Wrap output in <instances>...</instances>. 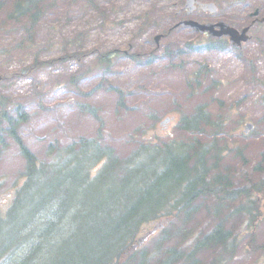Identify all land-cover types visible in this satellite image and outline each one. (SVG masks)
<instances>
[{
	"label": "rangeland",
	"instance_id": "1",
	"mask_svg": "<svg viewBox=\"0 0 264 264\" xmlns=\"http://www.w3.org/2000/svg\"><path fill=\"white\" fill-rule=\"evenodd\" d=\"M213 2L218 13L212 20L222 19L238 29L247 25L252 2L264 4L259 0ZM183 4L184 0H43L29 33V18L14 19L9 15V0H1V210L9 202L13 183L23 181L22 160L7 136L10 123L20 115L17 109L24 121L16 126V134L43 158L45 143L65 144L79 135L94 136L97 124L86 113L89 107L103 118L106 140L122 151L129 135L148 141L179 136L175 126L181 114L206 102L213 121L223 126L218 131L207 128V133L220 135L217 141L224 150L242 148L247 158L243 166L233 150L227 154L234 188L254 186L262 177L252 169L257 163L264 169V26H254L249 42L239 51L224 45L220 51L171 54L169 61L181 66L172 71L166 67L168 60L161 58L165 49L173 51L187 43L202 47L208 41L189 29L168 32ZM145 14L149 19L143 23ZM191 18L203 19L198 14ZM156 34L163 35L159 47L153 41ZM202 65L207 71L200 82L186 84L187 77ZM166 119L168 123L162 124ZM247 122L255 128L244 136ZM180 137L195 138L186 132ZM206 201L200 203L202 230L214 221L206 211L214 201ZM239 207L235 200L225 209L229 214L224 224L238 240L234 256L225 264H264V249L253 251L247 246L249 219ZM260 207L264 210L261 203ZM255 241L264 245V215L255 228ZM220 255L224 257L220 250L203 253L199 264H217Z\"/></svg>",
	"mask_w": 264,
	"mask_h": 264
},
{
	"label": "trees",
	"instance_id": "2",
	"mask_svg": "<svg viewBox=\"0 0 264 264\" xmlns=\"http://www.w3.org/2000/svg\"><path fill=\"white\" fill-rule=\"evenodd\" d=\"M9 2L14 19L29 16L31 33L43 0ZM201 124L209 126L198 106L179 128L196 136L207 132ZM15 139L24 182L0 213V264H199L201 254L216 250L224 256L217 264H225L237 246L224 224L228 214L220 213L208 231L190 224L195 203L211 197L220 203L247 201L238 209L249 216L247 245L264 248L254 242L264 213L251 189H231L215 135L211 144L198 138L141 142L126 156L96 139L79 138L48 144L47 161ZM237 154L243 157L238 149ZM163 220L166 225L152 240L130 250L148 226Z\"/></svg>",
	"mask_w": 264,
	"mask_h": 264
},
{
	"label": "water",
	"instance_id": "3",
	"mask_svg": "<svg viewBox=\"0 0 264 264\" xmlns=\"http://www.w3.org/2000/svg\"><path fill=\"white\" fill-rule=\"evenodd\" d=\"M193 3V0H189L187 1V4H186V8H188V13L191 12L192 10V5ZM203 10H209L211 13H214L215 12V7L210 4V5H207V6H203L201 7ZM178 25L180 26H185V27H192L193 29L199 31L200 33H203L204 31H207L210 35L214 36V35H217V36H221L222 34H226L228 33L230 36H231V42L235 45L238 44V42L242 39V40H246V38H243V37H238L236 36L235 34V31L233 30H230L228 29L225 25L223 24H219V28H220V33H216L215 31H213L214 29V26H211V25H201L197 22H193V21H190V20H186V21H181Z\"/></svg>",
	"mask_w": 264,
	"mask_h": 264
},
{
	"label": "flooded vegetation",
	"instance_id": "4",
	"mask_svg": "<svg viewBox=\"0 0 264 264\" xmlns=\"http://www.w3.org/2000/svg\"><path fill=\"white\" fill-rule=\"evenodd\" d=\"M260 2H263L264 0H259ZM248 9H251L252 11H250L248 14H247V19H248V27H249V30L254 27V26H258L261 24V19L264 17V4L262 3H258V4H255L253 5V2L248 6ZM198 13H201V12H198ZM253 13H256V16H254L253 18H250L249 15L253 14ZM180 15H181V12H180ZM202 17H203V20H207L206 17H209L208 14L206 13H201ZM220 20V19H218ZM216 20V21H218ZM216 23V22H214Z\"/></svg>",
	"mask_w": 264,
	"mask_h": 264
}]
</instances>
